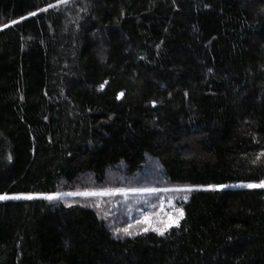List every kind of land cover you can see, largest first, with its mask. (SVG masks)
<instances>
[{"label": "trees", "instance_id": "16d2710c", "mask_svg": "<svg viewBox=\"0 0 264 264\" xmlns=\"http://www.w3.org/2000/svg\"><path fill=\"white\" fill-rule=\"evenodd\" d=\"M148 156L169 182L264 183V0H0V195ZM0 264H264V186L194 190L163 235L0 199Z\"/></svg>", "mask_w": 264, "mask_h": 264}, {"label": "rangeland", "instance_id": "374dc122", "mask_svg": "<svg viewBox=\"0 0 264 264\" xmlns=\"http://www.w3.org/2000/svg\"><path fill=\"white\" fill-rule=\"evenodd\" d=\"M160 169V164L148 156L140 170L126 172L123 168L110 169L101 182L82 177L72 185L62 182L50 193L2 196L41 197L52 202L78 203L91 207L115 235L133 234L141 230L161 233L178 224L182 216V205L192 191L210 186L169 182L162 176ZM250 184L240 182L219 185L232 187ZM123 229H128V232Z\"/></svg>", "mask_w": 264, "mask_h": 264}, {"label": "snow or ice", "instance_id": "6c2138e0", "mask_svg": "<svg viewBox=\"0 0 264 264\" xmlns=\"http://www.w3.org/2000/svg\"><path fill=\"white\" fill-rule=\"evenodd\" d=\"M31 15H35V13H31ZM121 96L123 95V93L120 94ZM249 187H259V186H264V183H262L261 185H248ZM210 187H219V188H223L226 187L224 185H219V186H210ZM71 195V194H70ZM6 196H2L0 195V199H6ZM30 198V197H27ZM51 198V197H49ZM123 231H125L126 233L128 232V229H123ZM130 234V233H129ZM161 235H163V232L160 233Z\"/></svg>", "mask_w": 264, "mask_h": 264}]
</instances>
